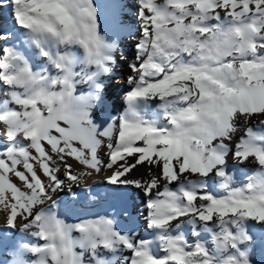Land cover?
Masks as SVG:
<instances>
[{
  "label": "snow or ice",
  "instance_id": "6c2138e0",
  "mask_svg": "<svg viewBox=\"0 0 264 264\" xmlns=\"http://www.w3.org/2000/svg\"><path fill=\"white\" fill-rule=\"evenodd\" d=\"M0 89V264H264V0H0Z\"/></svg>",
  "mask_w": 264,
  "mask_h": 264
},
{
  "label": "bare ground",
  "instance_id": "6f19581e",
  "mask_svg": "<svg viewBox=\"0 0 264 264\" xmlns=\"http://www.w3.org/2000/svg\"><path fill=\"white\" fill-rule=\"evenodd\" d=\"M103 0H97V3H102ZM158 2L163 3L164 0H158ZM4 14H6V10L4 11ZM118 73H121V75L118 77L121 84L124 83V79L130 74L128 72V70L126 69V67H121L119 69H117ZM126 88V85H125ZM2 89H0V94H2ZM121 90H117L116 92L111 93V98L108 101V109L110 114H112L113 116L119 114L120 111L123 110V104L121 101ZM115 106V107H113ZM253 127H255V124L252 125ZM241 130L237 133V136L243 135V129L244 127H246L245 125H243L241 123ZM0 143H2V141H0ZM251 159V158H250ZM71 162V161H70ZM257 166L255 164H246L242 169L238 168L236 170V177L238 181H243L245 175H252L255 173ZM144 169L141 168V172H143ZM106 175H108V173H104L101 172L99 175L93 173L90 177L86 178L87 181V185H91L93 187V191L95 192H101L103 191V185L102 184H98V182L103 181L106 178ZM85 184L82 182L81 187H84ZM172 187H175V185H172ZM77 191L79 189H76ZM162 190V189H161ZM210 191H212L215 195L217 196H222L224 193L220 190H218L215 182H212L210 184ZM134 196V201L135 204L141 208L142 210V205L140 204V196L139 195H135ZM107 211H111L108 208V205L104 202H100L98 204L95 205H89L87 203V194H84L81 198V201L79 203H77V205L74 208H67L62 206V210H61V215L63 217H66L69 221H73L76 218H84V217H91V216H95V215H100V214H104ZM6 223V219L5 216L2 214V211H0V226L4 225ZM20 225H17V228H19ZM186 234L188 235L189 239H193L190 235V229H185ZM15 235H19V232L17 231L15 233ZM145 235H150V234H145ZM25 238H27V234H24ZM204 239H206L207 237H203ZM259 257V256H257ZM10 259V257L2 252H0V262L5 261Z\"/></svg>",
  "mask_w": 264,
  "mask_h": 264
},
{
  "label": "rangeland",
  "instance_id": "374dc122",
  "mask_svg": "<svg viewBox=\"0 0 264 264\" xmlns=\"http://www.w3.org/2000/svg\"><path fill=\"white\" fill-rule=\"evenodd\" d=\"M256 259L259 261L260 257H256Z\"/></svg>",
  "mask_w": 264,
  "mask_h": 264
}]
</instances>
